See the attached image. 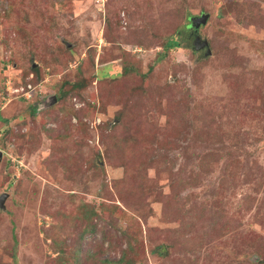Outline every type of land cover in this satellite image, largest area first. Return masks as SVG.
<instances>
[{"label": "rangeland", "instance_id": "374dc122", "mask_svg": "<svg viewBox=\"0 0 264 264\" xmlns=\"http://www.w3.org/2000/svg\"><path fill=\"white\" fill-rule=\"evenodd\" d=\"M0 152V264H264V0H0Z\"/></svg>", "mask_w": 264, "mask_h": 264}, {"label": "trees", "instance_id": "16d2710c", "mask_svg": "<svg viewBox=\"0 0 264 264\" xmlns=\"http://www.w3.org/2000/svg\"><path fill=\"white\" fill-rule=\"evenodd\" d=\"M160 10H162L161 6H159V11ZM162 11H163L162 12V22H163L162 24L165 26V28H168V26H169L168 25V21H169L168 17L171 16L172 11H170V7H168V6H167V8H164ZM187 11H189V10H187ZM205 12L208 13L207 10L201 8L198 13L202 14ZM185 16H186V13H184V16L182 17V21L173 30L171 28L169 33L164 34L163 36H159V37H162L164 39L163 43L160 44L159 46H160V48H162L163 52H168L169 50L176 48V47H182V48L190 49L194 54L195 53L198 55L200 54V58L202 57L201 60H205L207 57L212 55L214 52L216 53L218 50L215 49L210 44L209 40H207V42H208V47L210 48V51H211L210 54H206V48H202V49H198V50H196L194 48L193 41H192L190 33H189V29L187 26H184V23L186 22ZM108 22L109 21L107 20L106 25H105V33L106 34L109 32L108 28L106 27L108 25L107 24ZM202 26L203 25H201L199 28H201ZM133 31H134V33H137V31L140 32V29L139 28L137 29L136 26H133ZM31 72L34 74L37 73L38 67H31ZM106 77H108V76H106ZM84 79H86V78H83L82 76H77L74 80H72L70 82L66 81L65 84L69 85V88L65 92H62V90H61L58 93V99L63 100L67 95H69L70 92L73 93V90L79 91V93H80L81 92L80 90L83 89L87 85L84 83V81H85ZM88 81L89 80H86V83ZM65 94H67V95H65ZM75 212H76V216L81 218V219H84L85 222L90 221L92 219V216L94 217L97 215V213H96L97 211H95L93 209H91L90 212H83V208L81 206L77 207ZM89 229H90L89 227H86L85 230H89ZM110 264H113V262H110Z\"/></svg>", "mask_w": 264, "mask_h": 264}, {"label": "water", "instance_id": "95a60500", "mask_svg": "<svg viewBox=\"0 0 264 264\" xmlns=\"http://www.w3.org/2000/svg\"><path fill=\"white\" fill-rule=\"evenodd\" d=\"M208 18H209L208 13H202L200 15H195V16H188V18H187V20L189 22L188 25H189V27H192L193 29H195L197 31L201 25L206 24ZM193 45H194V48L196 50L206 48V54L211 53L210 48L208 47V42L206 39H201V38L197 37L195 40H193ZM47 101H49L50 104H53L56 101V95L53 94L52 96H49L47 98ZM1 156H2V153L0 152V158H1ZM7 195H8L7 193L0 195V207L4 206L3 202H4Z\"/></svg>", "mask_w": 264, "mask_h": 264}, {"label": "flooded vegetation", "instance_id": "af4514ba", "mask_svg": "<svg viewBox=\"0 0 264 264\" xmlns=\"http://www.w3.org/2000/svg\"><path fill=\"white\" fill-rule=\"evenodd\" d=\"M190 29H189V33H190V36H191V39L193 40H195L197 37H199L200 38V36H198V30L196 31L195 29H193L192 27H189Z\"/></svg>", "mask_w": 264, "mask_h": 264}]
</instances>
